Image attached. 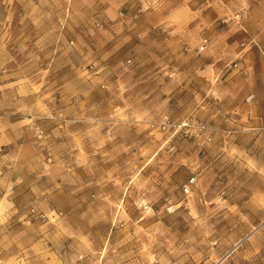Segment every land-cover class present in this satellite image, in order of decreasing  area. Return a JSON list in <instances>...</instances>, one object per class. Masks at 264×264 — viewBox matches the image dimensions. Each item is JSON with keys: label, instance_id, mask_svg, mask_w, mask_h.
Here are the masks:
<instances>
[{"label": "rangeland", "instance_id": "obj_1", "mask_svg": "<svg viewBox=\"0 0 264 264\" xmlns=\"http://www.w3.org/2000/svg\"><path fill=\"white\" fill-rule=\"evenodd\" d=\"M0 264H264V0H0Z\"/></svg>", "mask_w": 264, "mask_h": 264}, {"label": "built area", "instance_id": "obj_2", "mask_svg": "<svg viewBox=\"0 0 264 264\" xmlns=\"http://www.w3.org/2000/svg\"><path fill=\"white\" fill-rule=\"evenodd\" d=\"M236 18H237V17H236ZM206 45H207V41H206V40H203V41H202V44H201V46H200V51H203V50L205 49ZM235 67H237V65H236ZM252 99H253V97H252V96H249V97L247 98L246 102L250 103V102L252 101ZM58 119H59V120L62 119V115H58ZM168 127H169V126H168L166 123H162V124L160 125L159 129L162 130V131H165V130H167ZM179 127H180V126H179ZM180 128H181V127H180ZM39 134L42 135L43 132H39ZM192 182H193V180L190 181V183H192ZM184 191H185V193H188V186H185ZM41 218H42V216H41Z\"/></svg>", "mask_w": 264, "mask_h": 264}]
</instances>
